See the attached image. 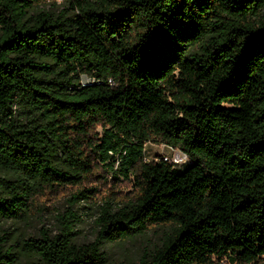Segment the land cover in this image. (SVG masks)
<instances>
[{
	"label": "trees",
	"instance_id": "obj_1",
	"mask_svg": "<svg viewBox=\"0 0 264 264\" xmlns=\"http://www.w3.org/2000/svg\"><path fill=\"white\" fill-rule=\"evenodd\" d=\"M55 1L0 0V223L73 187L88 199L82 186L107 174L131 191L105 202L92 243L72 242L69 212L53 237L3 233L0 264L19 251L31 264H104V244L154 229L169 231L139 264H264V0L41 8ZM145 144L188 163L145 162Z\"/></svg>",
	"mask_w": 264,
	"mask_h": 264
},
{
	"label": "rangeland",
	"instance_id": "obj_2",
	"mask_svg": "<svg viewBox=\"0 0 264 264\" xmlns=\"http://www.w3.org/2000/svg\"><path fill=\"white\" fill-rule=\"evenodd\" d=\"M64 7L62 0H56L54 6L46 4L41 8L58 14V12L63 11ZM80 79L81 83H87L83 76ZM19 123L24 124L21 118H19ZM97 131L100 133V130ZM158 152L159 150L154 147V144L147 146L146 157L150 159ZM4 176V172L0 170V178ZM105 177V183L99 178H91L88 184L82 186L86 190L95 189L84 194L88 199L72 200L70 195L77 190L75 187L56 194L42 196L35 203L36 207L27 221L16 224L0 223V239L3 233L10 234L12 239L38 238L39 233L43 231H48L49 235L53 237L59 233L58 218L60 215L72 212L75 216L73 218L74 238L72 242L77 246L92 243L99 231L97 221L105 202H111L112 198L122 197L131 191V188L128 187H111V175L107 174ZM112 192L117 193L112 196ZM110 207L114 208V206ZM168 231V229H154L144 236L135 237L127 242L104 244L101 247L104 264H139L144 256L160 246L163 235ZM16 264L31 263L29 258L22 251H19Z\"/></svg>",
	"mask_w": 264,
	"mask_h": 264
},
{
	"label": "built area",
	"instance_id": "obj_3",
	"mask_svg": "<svg viewBox=\"0 0 264 264\" xmlns=\"http://www.w3.org/2000/svg\"><path fill=\"white\" fill-rule=\"evenodd\" d=\"M84 77V76H83ZM86 80H87V83L86 84H83L81 83V86H88V85H91L93 83H98L97 81L95 80H91V79H88L86 77H84ZM150 145H153V144H145L144 145V161L145 162H159V161H162L164 163H168L172 166L173 169H176V170H181L185 165H187V158L186 156L180 152L179 150L177 149H174L172 147H169L167 145H164V144H154V147L156 149L159 150V152L157 154H155L152 158H147L146 157V148L147 146H150Z\"/></svg>",
	"mask_w": 264,
	"mask_h": 264
}]
</instances>
